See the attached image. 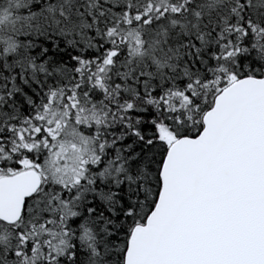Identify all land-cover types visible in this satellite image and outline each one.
<instances>
[{"label": "snow or ice", "instance_id": "snow-or-ice-1", "mask_svg": "<svg viewBox=\"0 0 264 264\" xmlns=\"http://www.w3.org/2000/svg\"><path fill=\"white\" fill-rule=\"evenodd\" d=\"M0 264H264V0H0Z\"/></svg>", "mask_w": 264, "mask_h": 264}]
</instances>
